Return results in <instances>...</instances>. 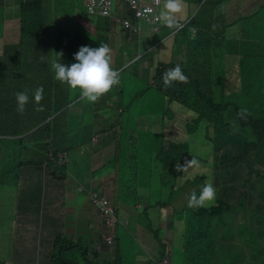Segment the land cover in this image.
<instances>
[{
	"label": "trees",
	"instance_id": "obj_1",
	"mask_svg": "<svg viewBox=\"0 0 264 264\" xmlns=\"http://www.w3.org/2000/svg\"><path fill=\"white\" fill-rule=\"evenodd\" d=\"M56 1L27 0L21 5L18 67L0 71V183H3L2 176L13 169L19 170L16 175L19 182L22 179L27 181L28 176L32 177V181L35 175L43 178L44 173L49 176L48 180L43 178L46 192L47 184L51 187L57 181L51 173L52 163L64 151L72 157L73 150L78 145L82 146L89 141L95 144V123L103 115L99 112L100 109L93 115H90L92 112H76L77 105L73 103L81 99L79 91L54 79L50 62L53 59L60 60L57 54H66L67 56L62 55L61 62L70 66L77 62L74 59L80 49L77 47H90L88 41L94 38L87 28L79 30L76 35L67 28L59 27V18H66V14L61 15L55 10ZM127 12L130 18L136 19L133 11ZM95 25L99 27L100 21H95ZM42 56L47 59L42 61ZM253 61L255 68L252 72L243 67L241 76H233L239 94L231 100H225L224 97L225 80L220 85L219 92L213 96L202 88V81L193 78L184 67L181 68L189 78V83H175L173 87L164 89L160 81L163 70L161 67L156 68L153 80L161 84L163 95L173 98L167 99L168 102L179 103L190 112L178 109L171 116H165L162 122L161 119L157 129L163 126L166 130L169 127L170 132L159 133L151 148L141 152L134 143L142 137L153 136V131L145 129L136 138L123 143L129 149L125 150L124 147L125 151L120 153L121 160L123 157L122 164L110 158L111 161L104 168L99 167L100 163L94 166V172L99 178L118 173L122 188H133V192L134 188L137 189L136 194L128 189L123 197L128 193L129 198L126 200H136L129 207L137 206L146 210L150 229L159 239L161 250L157 244H153L161 255L158 257L160 260L171 247L159 236L160 207L166 205L167 201L171 202L164 200L165 188L173 184L172 188L178 192L179 189L175 188L185 173L177 171L176 165L179 163L184 166L186 161L200 159L190 145V138L199 130L196 127L204 121L205 136L213 143L215 150L210 176L216 188V201L214 205L199 210L190 209L186 204V244L198 242L199 238L204 240L200 241L202 246H199V252L184 264H264V55ZM175 66L173 64L170 68ZM232 68L234 67L225 63V74ZM40 86L44 89L43 100L37 105L33 93ZM25 90L30 102L21 115L16 111L15 94ZM111 95L106 94L100 101ZM40 106L43 111L36 110ZM241 108L248 110L246 119L238 118ZM178 120L183 123H175ZM111 121L110 119V123ZM232 121H235L236 127ZM176 130L184 133L187 138L177 140L174 135ZM159 137L164 138L159 141ZM142 166L147 167L141 170ZM187 182L195 185L197 181ZM38 184L41 187L43 185L42 181ZM200 190L195 191L199 194ZM35 191L32 188L29 193L34 194ZM59 192L60 195L51 194L53 203L56 208L66 211L63 207L66 204L61 202L63 189L60 188ZM152 210L157 212L154 214ZM154 224L157 228L153 227ZM176 225H179L178 221ZM49 226V237L45 241H38L37 237L31 238L34 247L27 250L30 256L21 257L23 260L19 257L13 264H81L80 258H85L86 254L82 250L80 255L78 243L83 245L85 238L70 237L62 223L48 225L47 229ZM207 231L212 236L207 235ZM51 243L57 244L54 249L56 252H52V247L49 250ZM120 247V242L117 241L115 259H100L98 255L96 264H123ZM40 248L42 256L36 262L35 253ZM87 249L96 257L94 252L97 251H92L90 247ZM57 250H60L59 255ZM88 252L89 250L86 253ZM142 256L143 254H137V264H160L153 261V258L147 261Z\"/></svg>",
	"mask_w": 264,
	"mask_h": 264
},
{
	"label": "rangeland",
	"instance_id": "obj_2",
	"mask_svg": "<svg viewBox=\"0 0 264 264\" xmlns=\"http://www.w3.org/2000/svg\"><path fill=\"white\" fill-rule=\"evenodd\" d=\"M74 3L77 4L75 8L72 6L71 0L56 1L55 10L61 15L66 14V18H59V27L67 28L76 35H78L79 30L83 31L87 28L94 37L88 41V44L91 45L90 47L97 48L100 46L101 42L107 43L113 50V66L120 71L121 77L128 76L125 79L123 78L119 86L109 92V94H116L119 99L101 100L102 102H107L108 100L110 101L108 103L113 107H122L123 111L105 107V109L102 110L103 117L98 119L95 124L98 127H106L110 122V115H115L116 118L121 121V124L124 125V134L121 136L122 145L127 140L136 138V135L139 136L142 130L148 129L153 131L154 134L152 137H142L140 140L134 142L137 144V148L143 152L151 148L154 144V138L157 137L159 133L166 131L168 133L170 132L169 127L166 130L163 129V126L157 129L165 116H171L173 111L178 109H182L188 113L190 112L189 109H185L184 106L179 103H169L167 99H171L172 97L170 96V98L162 94L160 90L161 84L158 83V81L150 80V67L153 65L155 58L158 59L157 69L161 67L163 70L161 77L173 64H179L183 67L182 62L177 58L163 60L168 52L159 51L157 54L153 51L154 49H158L166 41L164 37L167 34L166 29L168 27L161 24V31L155 32L151 24L142 22V31L135 32L133 28H125L124 21L126 19L130 20L132 25L136 24V20L127 15L128 12L126 7L120 3L116 4L114 10V16L116 17L115 21L113 19H104L87 15L83 0H74ZM190 3L196 11L201 1L185 0V8ZM1 13L2 10L0 9V17ZM193 14L194 13L187 16L183 13L179 17V20H181L180 22H187L193 17ZM82 15H84L87 23L85 21L81 22V19L78 18ZM76 18H78L76 21L82 24V26L79 25V29L76 28V30H74L72 24L76 23L74 20ZM97 20L101 23L99 27L95 25V21ZM90 27L91 30L89 29ZM139 33L145 34L143 36L145 45L148 44L150 37H153V46L149 47L146 45L144 49H140ZM111 34H117L118 39H114V36ZM123 36L128 39H133V41L127 45L125 41L121 40ZM62 38L66 39L65 37ZM116 45L119 46V50L115 48ZM123 45L125 51H121ZM151 50L152 52L150 53ZM185 51L188 53L187 48H185ZM169 54L172 55L171 52ZM63 56L67 55L63 53ZM234 57H236L233 61L236 65L235 68L225 74L227 78V80L225 79V85L223 87L225 100H231L239 94V88L235 85L236 80L233 76H241L243 74V67L252 69L255 64L253 56L249 57L248 63H242L238 56ZM144 64L147 67V71L144 73L139 72L138 70L141 69ZM160 81L163 85L162 79ZM214 88L217 87L208 85L203 89L207 93L213 94ZM117 90H119V92ZM101 107L102 106L98 107L90 115H93V113L98 111ZM184 111H182V113ZM175 123L183 122L178 120L177 122L175 121ZM117 125H119V123H117L116 126ZM205 125L204 121L201 125H198L196 128L199 130L192 134L190 138V145L196 152L195 155L200 157V159L195 160L198 162L199 167H194L185 173L178 182V187L175 188L179 189L178 192L172 188L173 184L165 188L164 200H171V202L167 201V204L160 207L159 210V236L164 238L165 241L171 245V247L166 250L167 252L164 254L163 258L161 257V260L169 258L170 261L168 264H180V262L184 264L187 260H190L199 252V246H202L200 245V241L204 240L199 238L198 242L187 245V240L184 238V230L187 226V210L185 206L188 202V194L192 191L201 189L205 181L211 179V162L214 159L215 150L213 148V143L205 136ZM174 135H176L177 140L187 138V136L179 130H176ZM164 137L166 138V136ZM164 137H159L158 140L160 141ZM102 139L103 141L106 140L105 137ZM79 146L80 145L77 147ZM82 146L86 149L85 160L79 159L76 154H73L70 160L62 158L61 154L58 160H55L53 157L55 162L51 165V173L53 176L57 177V181H55L51 187L47 184V192L45 190L43 178L48 180L49 176L44 175V173L42 176L43 178L35 175L32 181V177L28 176L27 181L22 179L21 182H19L20 179L16 178L17 173H19V170L16 169L9 172L7 171L6 174L2 176L3 183H0V264H13L19 257L20 260L23 256L29 257L30 252L27 250H32L34 247L31 238L37 237L38 241H45L49 237L48 234L50 232V226L48 229L47 226L51 224L56 226L59 223L66 226L67 234L70 237L73 236L75 239L85 238L83 245L78 243L80 244L78 250L80 255L82 254V250H84L86 254L85 258H80L81 264H96L98 255L100 259H115L117 241L120 242L123 264H137V254H143L142 258L145 257V260L152 258L156 259L161 256L155 250L153 244H157L161 250L158 237H156L155 232L150 229V222L145 214L146 210L137 206L129 207L133 205L136 200H126L129 198L128 193L123 197L124 192L128 189L131 190L132 194H136L137 189L134 188L135 191L133 192V188H122L119 183L118 173H116L115 176L112 174V176L106 178L96 179V175L93 171L94 166L100 163L99 167L104 168L109 154L107 152L103 153L105 146L101 141L96 144L89 141L82 144ZM124 147L125 150L129 149V146H121L118 151L123 153ZM65 153L66 151L62 152V155ZM122 161L123 157L121 164ZM146 167L147 166H142L141 170H144ZM86 178H90L91 180L88 184H86ZM200 178L203 179L200 180ZM195 180L197 181L195 185L187 182ZM40 181H42V187L38 184ZM32 188L36 189L34 194L29 193ZM60 188L63 189L61 202L66 204L63 207H65L68 212L61 208H56V205L53 203L51 194L60 195ZM88 189L99 194L100 198L104 197L108 202L107 205L112 208L111 210L117 212L119 208L120 213L117 212L114 215L119 217L121 222L115 224L114 228L107 224V217L104 211L92 196L90 198ZM152 211L154 214L157 212V210ZM108 215L112 216L111 214ZM231 215L235 216V214ZM71 218L78 221L76 225H73L75 222H69L72 221ZM177 221L179 222L178 226L176 225ZM89 227L96 233L93 234ZM153 227L157 228V225L154 224ZM210 234L212 236V233L207 231V235ZM214 239L215 238H213V241ZM87 242L89 243L88 245ZM49 245H51L49 246V250H51L52 247V252H56L54 249L57 244L51 243ZM96 245L97 248H91L92 251H97L94 252L96 256L94 257L91 250L87 249V247ZM76 247H78V245H76ZM41 249L42 248L35 253L36 262H38L39 258L42 256ZM88 250L89 252L86 253ZM59 252L60 250H57L58 255ZM66 258V255H64V259Z\"/></svg>",
	"mask_w": 264,
	"mask_h": 264
},
{
	"label": "crops",
	"instance_id": "obj_3",
	"mask_svg": "<svg viewBox=\"0 0 264 264\" xmlns=\"http://www.w3.org/2000/svg\"><path fill=\"white\" fill-rule=\"evenodd\" d=\"M26 1L0 0V9L2 10L0 17V71L17 68V57H19L21 40L20 7ZM200 1L201 4L196 11L193 9L191 3L185 8V15L188 16L194 13L193 17L186 22L185 27L179 30L167 28V34L164 37L166 41L153 51L157 54L159 51L168 52L163 60L177 58L181 61L182 66L193 75V78L202 81V88L208 85L216 86L217 88H214V93L211 94L214 96L219 92L220 85L226 79L225 63L235 68L236 65L234 66L233 61L236 57L234 56H238L242 63H248L250 56L261 58L264 55V0ZM71 3L74 8L77 7L74 4V0H71ZM113 17L116 18L114 13ZM78 18L81 19V22L85 21L87 23L84 15ZM78 18L74 20L76 21ZM79 25L82 26V24L76 21V23L72 24L73 29L76 30V28H79ZM153 31L159 32L161 29ZM111 35L114 36V39H118L117 34ZM144 35V33H139L140 49H144L146 45L152 47L154 44V38L150 37L148 44L145 45ZM121 40L125 41L127 45L133 41L125 36L121 37ZM115 48L119 50L118 45ZM185 48H187L188 53H186ZM121 51H125L124 45ZM170 52L172 55L169 54ZM157 61L158 59L155 58L153 65L150 67V80H153L155 77ZM254 68L255 66L252 69L247 68L246 71L252 72ZM138 71L146 72V65H142ZM126 77H121V81ZM117 91L119 92V90ZM107 99H119V97L116 94H112ZM108 102L110 101H100L99 103L91 104L84 100H77L73 105H77L75 111L79 113L83 111L85 113L93 112L98 106H102L99 112H102L105 107L123 110L122 107L115 108ZM110 118L113 120L112 124H115L116 128V120L118 118L115 115H110ZM106 126L112 125L109 123ZM71 220L69 222H75L73 225H76L78 222L74 218H71ZM89 229L93 234L96 233L91 227ZM94 247L97 248V245L90 246V248ZM152 260L158 263L160 259L156 258Z\"/></svg>",
	"mask_w": 264,
	"mask_h": 264
},
{
	"label": "clouds",
	"instance_id": "obj_4",
	"mask_svg": "<svg viewBox=\"0 0 264 264\" xmlns=\"http://www.w3.org/2000/svg\"><path fill=\"white\" fill-rule=\"evenodd\" d=\"M156 3L159 6V20L163 26L176 30L183 27L179 17L185 11V0H156ZM108 19L116 20L114 17ZM137 24L138 21L136 20V24L134 25ZM57 55L60 57V60L53 59L50 62L51 69L54 72V79L62 84H67L73 90H78L80 98L84 101L96 103L121 83L120 71L113 66V50L107 43L101 42L100 46L97 48L82 46L74 56L77 62L72 63L70 66L61 62L63 53ZM46 59V56L41 57L42 61ZM161 79L164 89L173 87L175 83H189V78L185 75L179 64L173 68L167 69L162 74ZM43 93V86L38 87L34 91L33 98L37 105L43 100ZM15 98L16 111L23 115L26 111V106L30 102L27 90L17 92ZM36 110L43 111L44 109L40 106ZM248 114L246 108H241L237 115L240 119H246ZM112 123L113 120L110 123L112 126H107V128L96 127L97 132L94 135L93 142L96 144L101 141L104 144L105 150L103 153L107 152L109 154L106 163L111 161L110 158H113L117 163L121 164V152H119L118 149L123 146L121 136L124 134V125L121 124L119 119L116 120V124L119 123L116 128L115 124ZM231 123L236 127L235 121ZM104 137L106 138L105 141L102 139ZM85 152L86 149L82 146L76 147V149L73 150V154H76L81 160L86 159ZM60 154L62 158L71 159V156L67 154V152L63 155L62 153ZM194 167H199V164L192 159L190 162L186 161L184 166L178 163L176 165V170L186 173ZM94 174L96 175V179H101L95 172ZM86 179V184H88L91 180L90 178ZM81 187L85 188L84 186ZM88 192L91 198V194L94 192H92L91 189H88ZM215 201L216 188L211 182V179H209L201 186L199 194H197L196 191H192L189 194L187 206L199 210L214 205ZM161 261L162 260L158 263L161 264Z\"/></svg>",
	"mask_w": 264,
	"mask_h": 264
},
{
	"label": "built area",
	"instance_id": "obj_5",
	"mask_svg": "<svg viewBox=\"0 0 264 264\" xmlns=\"http://www.w3.org/2000/svg\"><path fill=\"white\" fill-rule=\"evenodd\" d=\"M117 3L122 4L127 10L133 11L134 17L138 21L137 25H132L130 20L126 19L124 21L125 28H133L135 32H141L142 22H145L151 24L154 30H160L161 23L158 15L159 6L157 5L156 0H83V5L87 14L104 18L113 17V12ZM74 4L77 6L76 3ZM180 23L183 25L182 28H184L186 22ZM91 196L104 211L105 216L107 217L106 222L110 227L114 228L115 224L121 222L120 218L114 215L116 212L111 210L112 208L107 205L108 202L104 197L100 198L97 193H92ZM108 214H111L112 216H109ZM169 261V258H164L161 261V264H168Z\"/></svg>",
	"mask_w": 264,
	"mask_h": 264
}]
</instances>
